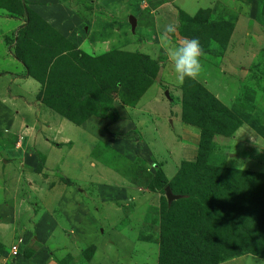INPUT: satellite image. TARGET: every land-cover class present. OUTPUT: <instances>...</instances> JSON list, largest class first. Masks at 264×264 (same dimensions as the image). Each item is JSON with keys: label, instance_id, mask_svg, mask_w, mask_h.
I'll list each match as a JSON object with an SVG mask.
<instances>
[{"label": "trees", "instance_id": "16d2710c", "mask_svg": "<svg viewBox=\"0 0 264 264\" xmlns=\"http://www.w3.org/2000/svg\"><path fill=\"white\" fill-rule=\"evenodd\" d=\"M0 8L23 18L13 50L24 65L26 76L41 84L37 99L75 125L91 116L116 122L117 107H135L155 82L159 62L140 52L112 50L87 55L71 49L62 36L57 35V40L64 41L66 47L52 41L49 38L52 35L45 33L46 29L53 33L50 27L26 8L24 0H0ZM145 12L148 10L138 20L140 25L146 23L141 21ZM207 14L200 11L191 17L179 11L176 26L184 39H198L205 54L210 53V42L226 45L233 31L230 23L212 22ZM40 25L45 31L39 29ZM68 51H72V58L65 55ZM181 87L184 93L180 99L181 120L197 127L200 138L195 160L183 161L172 179H167L160 169L152 175L147 173L108 144L94 154L100 157V164L137 188L161 194L158 207L147 208L144 221H150L153 215L154 225H145L140 230L142 235L139 233L137 237L157 245V264H221L248 253L264 259V176L226 170L211 160V139L215 135L233 134L241 122L196 81L186 80ZM3 136L0 132V137ZM7 136L9 140L0 142L14 146L17 138ZM113 137L140 139L134 130ZM63 180L72 184L70 179ZM166 187L180 198L168 203L164 196ZM150 208L155 212L152 215ZM81 249L83 260L78 264H84L83 261L87 264L93 249ZM23 255L29 257L31 252Z\"/></svg>", "mask_w": 264, "mask_h": 264}, {"label": "rangeland", "instance_id": "374dc122", "mask_svg": "<svg viewBox=\"0 0 264 264\" xmlns=\"http://www.w3.org/2000/svg\"><path fill=\"white\" fill-rule=\"evenodd\" d=\"M108 1L104 0L105 3ZM157 1L162 2V0H144L145 3L142 5L145 4L149 9ZM76 3L85 7L87 0H76ZM206 4L207 0H202L199 5ZM113 5L120 4L115 1ZM26 8L29 9L27 4ZM1 13L3 12L0 10ZM107 15L113 22L124 20L129 23V18L126 16L120 18L117 14L116 17H112L110 11H107ZM150 15L148 11L145 12L144 18H141L142 22H146L144 25H152V20L149 21ZM4 20H0V29L6 30L8 26L5 25H16V19H11L7 23ZM39 29L45 31L41 25ZM19 30L15 32L17 36L20 34ZM57 33V31L54 33L55 36L52 33L49 38L66 47L64 41L57 40ZM167 36L173 37V34ZM6 37L2 40L4 45L0 46V69L8 70L12 65L4 50H13L17 37L13 34H10L9 40ZM174 40L179 42L180 38L176 37ZM69 44L73 49V43L69 42ZM252 44L240 35L234 36L232 40L229 39L226 45L210 42V53L201 58L204 71L196 82L213 95L216 103L225 107L241 122L240 127L233 134L215 135L211 139L210 151L213 163L222 165L221 168L226 170H242L264 176V60L261 59L264 46L253 48ZM130 47L137 49L132 52H140L162 63L158 64L157 79L155 78L153 83L155 86L152 84L145 91L136 107L124 110L128 112L124 116L126 121L119 122L116 126H111L113 123L108 118L106 119L109 120L108 125L104 127H97L95 119L90 120L87 125L78 127L68 123L69 130H66V134L73 140L72 153L69 155L67 151L69 146H65L55 155V158L60 155V161H74L71 166L74 170L66 167L62 174L72 181V184L67 186H73L82 193L80 196L88 209L84 219L82 216V220L76 222L70 229H68L69 221L60 218V226H65L68 233L64 235L62 233L63 241L57 239L62 244L61 246L59 243L61 246L59 257L66 256L67 259L59 264H70L69 260L78 264L83 260L81 248L93 249L87 264H157V245L142 242L137 240V237L145 225H154L151 221L155 217L152 215L155 213L152 211L153 208L148 209L149 213H152L150 221H144L148 213L147 208L158 207L161 194L147 188L132 186L127 178L115 174L114 171L100 164V157L94 154L95 152L108 144L125 157L129 156L128 159L137 162L136 164L151 175L157 169L162 170L167 179H172L178 173L183 161L192 162L197 155L196 141H199L200 130L180 118L182 113L180 99L184 94L182 84L176 81L174 72L172 79L167 77L169 70H173L168 61H162L164 58L166 60L165 53L157 47H154L156 50H151L144 37L139 36ZM74 49L77 50L75 47ZM85 51L88 52L86 49ZM8 54L11 56L9 52ZM65 55L69 58L73 56L72 51L65 52ZM239 61H243L244 64H240ZM160 69H163V74L159 72ZM38 84L41 86L39 82ZM12 90L17 93L14 87ZM198 90L201 91V88L199 87ZM128 127L141 133H138L139 140L110 136L114 132L125 133ZM121 129L123 131L119 132ZM5 138L7 137H0V140ZM124 212L128 218L127 215L124 217ZM246 255L221 264H264L263 258L249 253Z\"/></svg>", "mask_w": 264, "mask_h": 264}, {"label": "crops", "instance_id": "0c3cea01", "mask_svg": "<svg viewBox=\"0 0 264 264\" xmlns=\"http://www.w3.org/2000/svg\"><path fill=\"white\" fill-rule=\"evenodd\" d=\"M24 1L53 33L57 31L59 36L87 55L96 56L112 50L132 52L137 49H131L130 45L139 36L144 37L151 50H156L154 47L161 49L166 55V60L162 61L167 62L169 40L175 42L176 37L184 39L176 28L179 11L192 17L200 11L206 12L212 22L225 21L233 26L230 40L240 35L253 43V48L264 46L263 0H207L205 6L199 5L202 0H162L153 3L149 9L142 5L144 0H109L107 3L104 0H87L85 7L78 6L76 0ZM115 1L120 5L114 6ZM0 10L3 12L0 20L5 19L7 23L16 19V25H5L8 26L6 30L0 29L1 46L4 45V37L7 36V40L10 34L17 37L15 32L23 26V18H15L6 10ZM144 10L151 14L153 26L138 24ZM107 11L112 13V17L117 14L120 18L134 17L136 26L132 28L124 20L113 22ZM169 24L175 26L173 37L164 32ZM46 32L52 35L48 29ZM262 53L261 59L264 60L263 50ZM4 54L12 67L0 69V132L6 137H16L17 141L12 147L0 142V264H59L67 260L66 256L59 257L64 233L81 221L82 216L84 219L88 210L80 196L82 193L73 186H67L63 180L69 179L62 174L63 169L73 166L74 161H60V155L55 158L57 151L65 146H69V155L72 153L73 140L66 134L68 123L72 122L37 99L40 86L36 80L26 76L24 65L16 59L14 50H4ZM159 72L163 74L164 71L160 69ZM167 77L172 79L173 71L169 70ZM13 87L17 93L13 92ZM125 109L129 107H117L119 119L111 126L126 121L124 116L128 112ZM92 119L96 120L97 127H104L109 122L91 116L76 126L87 125ZM71 169L73 171L74 167ZM60 218L69 221L68 229L60 226ZM58 238L61 240L57 241ZM13 246H17L16 255L12 254ZM28 251L31 256L25 257L23 252ZM68 262L74 264L70 260Z\"/></svg>", "mask_w": 264, "mask_h": 264}, {"label": "clouds", "instance_id": "9594fccd", "mask_svg": "<svg viewBox=\"0 0 264 264\" xmlns=\"http://www.w3.org/2000/svg\"><path fill=\"white\" fill-rule=\"evenodd\" d=\"M132 17V16H131ZM166 35L175 32V26L169 24L165 27ZM205 55L198 39L185 38L179 42L169 40L167 58L172 65L176 81L183 84L186 80L196 81L204 71L201 58Z\"/></svg>", "mask_w": 264, "mask_h": 264}, {"label": "water", "instance_id": "95a60500", "mask_svg": "<svg viewBox=\"0 0 264 264\" xmlns=\"http://www.w3.org/2000/svg\"><path fill=\"white\" fill-rule=\"evenodd\" d=\"M129 23H130L131 27L134 28L136 26L135 18L134 17H130L129 18ZM165 94L168 97L167 92H165ZM164 192H165V197H166L168 203L172 202L173 200H176V199L180 198V196L174 195L171 192L169 187H166Z\"/></svg>", "mask_w": 264, "mask_h": 264}, {"label": "built area", "instance_id": "2783aa9c", "mask_svg": "<svg viewBox=\"0 0 264 264\" xmlns=\"http://www.w3.org/2000/svg\"><path fill=\"white\" fill-rule=\"evenodd\" d=\"M17 250H18V249H17V246H13V247H12V254H13V255H16Z\"/></svg>", "mask_w": 264, "mask_h": 264}]
</instances>
